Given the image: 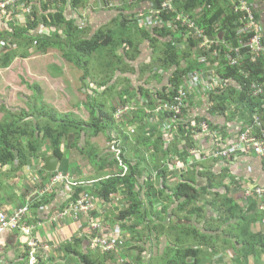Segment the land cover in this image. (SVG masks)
<instances>
[{
  "label": "trees",
  "instance_id": "1",
  "mask_svg": "<svg viewBox=\"0 0 264 264\" xmlns=\"http://www.w3.org/2000/svg\"><path fill=\"white\" fill-rule=\"evenodd\" d=\"M32 1L25 0V3L30 4ZM148 1L151 3L152 10H158L162 3L169 1L176 12L150 13L149 18L152 21L151 24L147 23L146 27L140 23L142 16L140 13L132 14V19L125 20L126 18L120 17L122 21L120 29L125 28L124 31L101 30L90 40L81 36L83 29L72 19L67 20L62 11H52L54 7L60 10L62 6L69 4L71 7L78 8L84 4V0H41L42 10L34 9L25 27L10 24V29L0 33V50H3L0 54L2 69L9 68L19 57L26 58L34 53L46 54L53 49L58 51L68 64L75 65L80 70L76 73L82 72V82L89 78L96 80L93 84L95 86L93 92H87L84 104L91 118L89 121H84L72 113H59L47 105L39 107L38 103L42 98L40 88L27 84L28 88L33 90V96L26 101L29 111L22 110L21 115H12L9 121L0 122V207L4 202L2 194L11 185L10 182L7 184L5 181L9 179L11 173L19 176V172L34 158L44 160L48 154H52L63 161L67 151L77 150L81 154L87 153L90 162L99 164L102 171L106 168L108 170L103 172L105 177L101 176L100 181L95 185L72 186L69 189V201L62 205L61 212L68 210L69 206L86 192L93 197L94 201L100 198L108 202L114 194L118 193L120 187H124L126 208L120 211L117 220L131 236L126 243V248L128 247L127 249L131 252L122 256L123 254L120 255L117 249L111 252H105L100 248L94 249L92 241L102 236L98 230H90L91 234L87 238H78L72 243L62 245L60 251L64 254L67 264H71V261L75 264H110L112 254H114V262L119 264L122 261L126 264H216L223 260L224 264H228L229 259L219 257L227 251L233 253V258L229 260L230 264H264L262 259L264 233L250 231V225L264 219V211L257 213L260 209L257 201L245 200L243 192L241 198L246 202L239 201L237 193L244 181L235 183L234 178L227 177L224 171L226 168L222 169L223 174H219L215 173L213 165L195 164V162L189 170L187 169L188 171L180 169L169 177L164 166L165 162L159 164L156 159L157 154L163 152L161 150L163 135L159 133L160 126L162 127L166 121L169 123L171 114H164L159 121L149 124L148 118L151 120V116L147 115L143 108L141 111L138 109L139 100L137 104L134 101L142 95L138 99L148 100L150 110H155L164 102L172 103L188 74L200 68L205 70L214 68L221 80L230 81V83L227 87H218L216 89L218 91L215 92L217 94L211 95L214 105L210 113L205 115L206 118L190 122L188 128L184 124L176 129L182 137L188 135V144L185 152L179 155L180 160L184 164L187 162L188 149L194 147V140L198 135H203L199 127L200 123L207 122L213 126L217 118L223 116L226 118L230 116V119L234 117L244 125L252 124L255 127L254 133L264 140V95L255 96L252 91L254 84L264 88V56L255 64L246 63L245 67L248 65L246 75H243L239 68L227 63V45L236 47L240 39L236 25L239 16L234 13L235 0ZM126 2L131 6L135 0H126ZM102 6L110 9H114L112 6H117L115 7L117 10L126 8L113 5L112 1L108 0H103ZM13 9H7V13L10 14ZM149 11H144V15L148 16ZM177 14H184L195 19L197 27L208 37L223 42L224 45L218 48L219 59L213 57V53L217 50L215 46L209 51L199 49V40L192 36V32L188 33L187 27L181 22L175 23L173 27H167L166 23ZM134 15H136L135 19H133ZM256 19L259 21L257 15ZM43 26L55 28L56 33L52 36L35 35V31ZM128 26L131 28L135 26L134 29L151 42L155 53H159H157L158 61L155 59L152 64L135 67L134 64L138 62L142 51L134 37V31L128 30L130 29ZM151 27H153V34L146 31ZM187 33V49H182L177 44L183 43L184 35ZM14 45L17 46V50L13 49ZM33 48H36V52L32 51ZM201 58H207V62L200 64ZM155 61L158 64H155ZM147 72L151 73L152 80L161 85L155 93L150 92L151 79L148 78L147 81L142 79L135 87L130 78L136 75L144 78L148 75ZM166 72L169 73L167 78ZM118 87H122L117 93L120 101L124 105L130 103L137 107L135 111H137L136 119L139 121L140 134L138 141L147 152L151 146L155 147L156 154H151L149 158L157 169V178L152 175L144 177L146 174L144 164H148L145 157L134 165L124 153L120 155L114 153L113 157L103 160L93 149H86L88 146L92 147L89 140L101 134L105 135L109 141H116V135L123 136L119 124L121 121L115 118L118 107L108 108L106 105L108 100L105 99L104 94V97H99L100 90L107 94L110 91L114 92ZM185 113L186 111L183 117ZM255 118H259V124L255 123ZM135 122V119L129 121V123ZM146 129L151 132V137L143 135ZM177 131H175L176 136L179 135ZM158 133L157 141L152 142L151 139ZM204 138L207 142H212L209 137L204 136ZM177 141H180L179 138ZM64 142L67 144V151L64 150ZM128 142L130 138L125 135L124 145L120 146L122 152H126L124 148L128 146ZM46 147L50 151H45ZM163 154L167 155L165 152ZM102 171L99 174L102 175ZM189 171L192 176L188 177ZM42 172L45 171L42 170ZM178 173L184 177L182 180L178 181ZM48 175L51 181L57 173H48ZM1 177L6 179L3 181ZM228 179L230 183L236 184V188L231 190L227 184ZM39 181L38 183H41L40 177ZM42 185L40 190H44L37 189L32 192L27 201L29 215L31 212L37 220H40L42 211L51 207L57 195L56 192L51 193L47 189V183ZM210 197L213 198L212 201L207 200ZM29 215L24 221L28 227H32L31 221L28 220ZM76 218L89 220L82 215ZM154 245L157 247L156 252L152 249ZM26 248L27 250L25 249L22 254L24 257L22 264H30V260H26L30 259L31 253L28 244ZM36 264H53V259L50 258L44 262L37 257Z\"/></svg>",
  "mask_w": 264,
  "mask_h": 264
},
{
  "label": "crops",
  "instance_id": "2",
  "mask_svg": "<svg viewBox=\"0 0 264 264\" xmlns=\"http://www.w3.org/2000/svg\"><path fill=\"white\" fill-rule=\"evenodd\" d=\"M36 1V2H35ZM33 0L32 3H22L15 7L12 11H10V14L7 12L0 11V33L3 31H6V29H10V24H15L17 27H25V24L31 19L32 12L34 9H38L39 11L42 10L41 8V0ZM103 0H84V4H82L80 7H71L69 5L62 6L60 10H57L56 7H54L52 10L55 11H62L67 18V20L72 19L75 21V23L83 29V34L81 36L85 39H92L99 31L104 30V32H109L113 30H119L121 27V19L126 18L132 19V14H138L142 15V17L147 21L150 19V13L152 10L151 3L148 0H135V2H132L133 4L130 6L126 0H108L112 1L113 5H119V6H125L126 8L124 10H117L115 7L112 6L114 9L106 8L102 6ZM124 1V3H123ZM250 4L254 7V14L257 15V18L259 19V22L262 24V29L264 30V0H248ZM29 5V6H28ZM150 10L149 15L145 16L144 11ZM136 15H134L135 19ZM147 23H144V26H147ZM121 24V25H120ZM130 29L134 31V37L136 41L140 45V49L142 51L138 62L135 63V67L139 68V66L143 67L144 64H152L155 60V56L158 52L155 53L153 50V47L151 46V42L143 38L144 35H141L139 32H137L134 26V28ZM118 28V29H117ZM152 28V27H151ZM147 29L146 31L153 34V29ZM125 29V28H124ZM124 29H120L123 30ZM45 30V32H43ZM127 30V29H126ZM56 33L55 28H49V27H41L40 29L35 31V35H47L52 36ZM59 33L62 35V32L59 31ZM155 34V33H154ZM153 37L155 35H152ZM65 37V36H64ZM1 47V45H0ZM14 50H17V46L14 45ZM9 51V50H7ZM33 52H36V48L32 49ZM159 54V53H158ZM201 63V62H200ZM23 66V71L26 72L24 77V81H26V84L29 82L38 81L40 83H46L48 84L50 81L47 80L46 82H43L45 79L44 76L55 78L56 80L63 81L64 80V74H65V67L68 71V63L63 59L62 55L56 51V50H49L46 54H37L34 53L31 56H28L26 58L19 57L15 59V61L12 63L10 67L15 66ZM65 66V67H64ZM78 71V70H76ZM73 71V78L80 80L81 79V73ZM130 76V75H129ZM169 76V73H165V77L167 78ZM132 78L133 84L136 87L137 84H139L142 79L145 81L151 79V73H148L146 77H139V75H136L135 77L130 76ZM143 80V81H144ZM152 80V79H151ZM96 80L89 78L83 81V86L85 87V90L87 92H93V87H95L93 84ZM28 82V83H27ZM30 84V83H29ZM32 85V84H31ZM36 85V84H33ZM38 86V85H36ZM150 89L151 93H155L156 90L161 86L159 83H157L155 80H152L150 82ZM39 87V86H38ZM50 86L47 87V89ZM123 87V86H122ZM121 87V88H122ZM40 88V87H39ZM118 87L114 92L110 91L107 94L103 92L102 90L99 91V97L102 98L105 96V99L109 102V107L113 108L115 104L117 106L124 105L122 101L119 99V95L117 94L119 90L121 89ZM97 89V88H96ZM32 91V90H31ZM102 91V92H101ZM104 94V96H103ZM217 94V93H216ZM33 95V94H32ZM142 95L138 96L134 101L137 100L140 101ZM144 100V99H142ZM138 101V102H139ZM86 102V101H85ZM81 104L82 108H84V104ZM127 105V104H126ZM129 105H131L129 103ZM214 105L213 99H211L208 102H203L199 105L191 107L186 112L187 122L196 121L199 119H202L203 117L206 118L207 114L210 113V109H212ZM116 107V106H115ZM143 106H140L138 109L141 111ZM144 109V108H143ZM137 111H135V117H136ZM206 115V116H205ZM209 116V115H208ZM228 117V116H227ZM214 119V117H212ZM91 119V118H90ZM134 120V119H132ZM135 123H129V122H119L120 129L123 131V136L116 135V142L122 146L124 145V137L125 135H128L130 138V142H128V146L124 149H126V152H122V147H119L121 149V152L125 154V156L133 162L134 165L141 162V158H146L148 160V164H142L146 167V174H144V177H148V175H152L154 178H157L156 171L157 169L154 166V162H151L150 155L156 154L154 151V146L150 147L149 152L145 150V148L140 144L138 141V138L140 136L138 132L139 127V121L138 119H135ZM167 127V123H163L162 127L160 126V134L163 135L162 140V153L160 152L157 154L156 161H160L161 163L165 162V167L167 169L168 176L170 177L171 174H175V171H180L181 167L183 165H186V163H193L195 162L198 164L201 163H208L209 165H213L215 169V173L223 174L224 171H226V175L231 176L234 178L235 183L240 182L244 183L242 184V188L238 189L239 192L237 193V196L239 197L240 202H246L245 200H255L257 201L258 205L260 206V209L257 213H260L261 210L264 211V197H258L254 196L249 199H242L241 193H245V189L247 187H261L264 188V163L261 157L256 156L253 154V152L247 151L245 149L237 150L235 153H233L228 160H219L214 159L213 157L208 158L206 160H200L198 157H191L189 159H186V163L184 164L180 158L179 155L181 153H184L186 150V146L188 144L187 138H184L179 134V132L175 129L167 130L165 129ZM214 131L219 133L223 140L225 141L226 145H234L236 144V138L240 131L243 130V123L237 121L234 119H230V116L228 118L226 117H220L217 118L216 124L212 126ZM216 128V129H215ZM175 131L178 132V136L175 133ZM164 132V133H161ZM155 138L151 139L152 142L157 141V136ZM125 134V135H124ZM120 135V134H119ZM145 137H151V132L149 129H146L145 134H143ZM105 136V135H104ZM202 136V137H201ZM106 137V136H105ZM119 137H121L119 139ZM98 138V137H95ZM177 138H179L181 142V145H179L176 141ZM94 139V138H93ZM114 140L109 141L108 138L104 140L105 143V151L106 156L105 159H108L109 157H113L114 153L112 152L111 144ZM195 145L193 148L198 149L202 152L204 156H209L213 149L214 144L212 142H207V140L204 138L203 135H198L197 138L194 140ZM103 143V145H104ZM174 143L178 144L177 147L174 146ZM182 144H185L182 146ZM102 145V146H103ZM108 146V147H107ZM94 150V152L97 153L98 156L103 158L101 154L99 153V150L95 145L92 143V147L90 150ZM45 151H50L49 148H45ZM68 152V153H67ZM66 152V158L63 161H60V164L58 166V172L55 177H51V181L48 178V172L44 170V160H37L32 159L28 166H25L22 171L19 172L18 182L14 186L11 184L8 187V190L5 192V195L3 196L4 202L2 203L0 210L5 212L6 214H11L16 209L24 208L27 206V202L29 200L30 194L34 191H43L40 190L42 187V183H47L46 187L50 192L57 193L56 199L51 205V207L46 208V210L42 211L40 220H37V218L34 219L31 212L29 215L28 220L31 221L30 225H33V235L38 239V241L42 244L43 249L38 250L36 257L41 258L42 261L46 262L48 259H53V264H67L64 258V254L61 255L58 253L62 247L63 244H69L72 243L75 239L81 238H87L90 236L91 232L90 230H93L92 225L97 224L98 232L102 236V238L109 239L113 241L116 245L117 251L121 250L126 243L130 240L131 236L130 234L125 230L123 225L117 220V216L120 213L121 210H124L126 208V200H125V188L120 187L117 194H114L111 197L110 201H104L100 198L95 199L96 207L94 211V215L92 214V219L89 217V222L84 219H77L74 215L71 214V212L63 217L59 218V215L63 212H61V207L63 204L67 203L69 201V189L76 185H95L98 181H100L101 176L105 177L103 175V172H107L104 169L101 170V166L99 164H93L90 162L89 158L83 159L82 163L85 168V161L90 162V164L93 166V174L88 175V171H83L81 167L75 168L72 164L76 163L74 160V154L86 156L85 154H81L77 150L67 151ZM71 152V153H69ZM166 153L167 155H164L163 153ZM49 156L52 154H48ZM93 155V154H92ZM193 162V163H192ZM223 168H226L224 171ZM44 170L45 172H42ZM189 170V169H188ZM187 170V171H188ZM102 171V175L99 174V172ZM191 171V170H190ZM187 172V176H192L191 172ZM85 172V173H84ZM91 172V171H89ZM62 177L56 184H53V180L56 177ZM100 176V177H99ZM39 177L41 179V183L39 181ZM99 177V178H98ZM107 178V177H106ZM184 177L178 173V181L182 180ZM15 181V180H14ZM227 184L231 187V190L236 188L235 183H230L229 179L227 180ZM16 182V181H15ZM159 182V180L157 181ZM171 184L175 183L171 182ZM38 185V186H37ZM158 185V184H157ZM37 186V187H36ZM43 186V185H42ZM244 186H246L244 188ZM39 187V188H38ZM29 195V196H28ZM32 195V194H31ZM146 201V200H145ZM70 207V206H69ZM70 215V216H69ZM59 218V219H58ZM88 218V217H87ZM167 223H170L167 221ZM264 223V219L260 222L253 223L250 225V231L254 233L262 232L264 233V228H262V224ZM96 230V231H97ZM90 232V233H89ZM28 241V237L25 236V234L22 231L18 230H12L8 229L4 232H0V264H22L24 263V257H22V254L26 248V244ZM156 245V244H155ZM154 245L152 248L155 252L157 251V247ZM120 255L122 252H120ZM56 254V256H55ZM56 258H55V257ZM221 259H229L231 260L233 258V253L230 251H227V254H221L219 256ZM264 261V256H263ZM26 260H30L29 258ZM228 260V264L229 263ZM253 262V261H252ZM223 262H218L216 264H223ZM71 264H75V262L71 261Z\"/></svg>",
  "mask_w": 264,
  "mask_h": 264
},
{
  "label": "built area",
  "instance_id": "3",
  "mask_svg": "<svg viewBox=\"0 0 264 264\" xmlns=\"http://www.w3.org/2000/svg\"><path fill=\"white\" fill-rule=\"evenodd\" d=\"M25 0H1L0 1V11L7 12V9L15 8L18 5L24 3ZM173 11V5L166 1L162 3L158 10H151V14H161L163 12ZM234 13L239 16L237 21V27L239 29V42L236 47L227 45L228 52L226 53L227 63L233 67L239 68L243 75L248 74L246 72L247 64H255L258 60L264 56V30L262 29V24L256 19L254 14V7L248 2V0H235ZM195 19H191L184 14H177V16L166 23L167 27H173L175 23H182L183 26L187 27V32L193 33V37L199 40V49H204L206 51L211 50L213 46L217 48L213 53V57L219 59L218 48L223 44L221 40H217L208 37L200 28L197 27L194 22ZM152 19L148 20L151 24ZM141 24L147 23V21L141 16ZM188 33L184 35V41L182 44H177V46L182 49H187L188 44ZM206 63L207 58H201L200 62ZM201 62V63H202ZM230 81H223L216 73V69L211 68L205 70L203 68L196 69L192 73L188 74L184 80L183 85L177 92L172 103L164 102L155 110H150L148 100H140L138 106H143L144 111L147 115L151 116V120L148 118V123L151 124L153 121H159V117L164 114H171L170 121L167 123L165 129H177L180 126L186 124V127L190 125L187 122V117H183L184 112L191 108L192 106H197L203 102H208L211 100V95L216 94L218 87H227ZM253 95L263 96L264 88L260 85H252ZM137 104V103H136ZM137 107L134 105H125L120 107L115 112V117L118 120H122L126 115L135 111ZM242 123V122H241ZM255 123L259 124V118H255ZM201 133L204 136L209 137L214 144V149L209 156H204L202 152L198 149L192 148L188 149L189 158L198 157L200 160H206L213 157L214 159L228 158L237 150L245 149L247 151L253 152L256 156H259L264 161V140L258 138L254 133V126L252 124H243V130L239 132L236 138V144L226 145L225 141L221 135L214 131L213 127L207 122H201L199 125ZM182 136V135H181ZM188 137V135H183ZM117 146L114 149L115 152L120 155L121 149L118 148L117 142H114ZM193 163V162H192ZM194 165V163H193ZM191 163H186L181 167V170H187L193 166ZM62 177H56L53 180V184H56ZM245 199H249L254 196L264 197V188L261 187H247L245 189ZM96 203L93 197L89 193L81 195V197L70 205V208L59 215V218L67 216L70 212L73 213L75 217L80 215L84 217H91V213L95 210ZM29 215V208L25 206L19 210L13 211L11 214H6L0 210V232H4L8 229L22 231L25 236L28 237V247L30 248V264L37 263L36 254L38 250H42L43 246L38 241V239L33 235V228L28 227L24 221ZM93 230H97V224L92 225ZM92 247L94 249L100 248L105 252H111L116 249V245L113 241L97 237L92 241Z\"/></svg>",
  "mask_w": 264,
  "mask_h": 264
},
{
  "label": "rangeland",
  "instance_id": "4",
  "mask_svg": "<svg viewBox=\"0 0 264 264\" xmlns=\"http://www.w3.org/2000/svg\"><path fill=\"white\" fill-rule=\"evenodd\" d=\"M86 2H87V0H86ZM151 29H153V27ZM43 32H45V30H43ZM2 51L3 50H0V54L2 53ZM156 55H158V54H156ZM158 56H155L156 61L159 60ZM156 61L154 63L158 64V63H156ZM202 63H200V64H202ZM68 65H69L68 71H67L66 67L64 66L65 67V74H64V80L63 81L56 80L55 78L47 77L45 75L43 78L45 80L43 82H46L47 80H49L50 82L48 84L40 83L38 81L29 82L30 84L28 82L27 83L29 85L36 84L40 87L42 98L38 103L39 107H41L42 105H47L48 107L53 108L54 110H56L59 113H62V114L72 113L76 117H78L84 121H89L90 120L89 112L85 109V107L82 108V106H81V104H83V102H85L87 99V94H88L87 90H85V87L83 86V82L81 81V79L78 80V79L73 78V76H72L73 71H76L79 69L77 67H75V65H72V64H68ZM144 65H146V64H144ZM154 66L157 67V65H154ZM22 70H23L22 65L21 66H15L13 68L9 67L7 69L0 68V122L9 121L12 118V115L13 116H19V115H21L22 110H26V111L28 110L29 111V109H30L27 106L26 101H27V99H29L33 96L32 95L33 90L31 91L28 88L26 81H24L25 79L23 76H25L26 72L23 71V73H22ZM79 72H80V70H79ZM48 86H50V87L47 89ZM106 105L108 108H110L108 101H107ZM115 106H116V108L118 107V109H119L120 107L125 106V105L117 106V104H115ZM129 107H130V105H129ZM160 117H159V120H160ZM132 119H136L135 111L131 112L129 115H126L120 121L121 122H129ZM105 139H106V137L103 134H101L100 136H98V138H94V139L91 138L89 140L91 142V144L93 143V145H95V147H97V149L99 150V153L103 157V160H106L105 159L106 151H105V143H104ZM114 142H116V141L112 142L111 148H110L112 150V152H115V150H113L114 145H115ZM176 142L179 145H181V142H178V141H176ZM103 143H104V145H103ZM178 144L174 143V146L177 147ZM117 145L119 148L120 145L118 143H117ZM184 145L185 144H182V146H184ZM66 146H67V144H66V142H64V150H66ZM115 147H117V146L115 145ZM86 149L90 150L91 147L88 146ZM86 157L88 158L87 153H86V156H81V155L79 156L77 154L76 155L74 154V160L76 163H74L72 165L75 168L81 167V169H83V171H88L87 172L88 175H91V173L93 174V171H94L93 166L90 164V162L85 161V168H84L83 163H82L83 159H85ZM263 163H264V161H263ZM159 164H162L161 159L159 161ZM89 171H91V172H89ZM16 178H18V176H17V174H14V173L10 174L8 180L5 177H1V179L3 181H4V179H6L5 181H7V184H8V182H10L13 186H14V183H16V184L19 183L18 179H16ZM245 187L246 186H244V188ZM4 195H5V192L2 194V196H4ZM207 200L212 201L213 198L210 197ZM201 205H202V203H201ZM261 227L264 228V223L262 224ZM127 248L125 245L123 248H121V250H119L120 252H122V254H123L122 256H125V254L131 252ZM58 253L60 255L62 254L61 251H59ZM225 254H227V252ZM55 256H56V254H55ZM117 256H118V253H117ZM111 257H112V259L109 261L110 264H119L118 262H114V260H113L114 254H112ZM120 264H126V263L124 261H122Z\"/></svg>",
  "mask_w": 264,
  "mask_h": 264
},
{
  "label": "water",
  "instance_id": "5",
  "mask_svg": "<svg viewBox=\"0 0 264 264\" xmlns=\"http://www.w3.org/2000/svg\"><path fill=\"white\" fill-rule=\"evenodd\" d=\"M212 39L213 38L211 37V40ZM59 164L60 160L54 155H50L44 158V170L48 173H57Z\"/></svg>",
  "mask_w": 264,
  "mask_h": 264
}]
</instances>
